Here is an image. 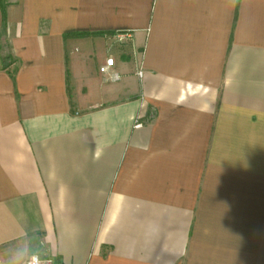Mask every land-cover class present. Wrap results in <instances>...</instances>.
I'll return each mask as SVG.
<instances>
[{"label":"crops","instance_id":"0c3cea01","mask_svg":"<svg viewBox=\"0 0 264 264\" xmlns=\"http://www.w3.org/2000/svg\"><path fill=\"white\" fill-rule=\"evenodd\" d=\"M5 3L0 263L264 264V0Z\"/></svg>","mask_w":264,"mask_h":264},{"label":"trees","instance_id":"16d2710c","mask_svg":"<svg viewBox=\"0 0 264 264\" xmlns=\"http://www.w3.org/2000/svg\"><path fill=\"white\" fill-rule=\"evenodd\" d=\"M2 14L4 18V29L0 31V67L2 71L7 72L13 80H15L16 75L19 70L20 62L15 59L11 54V47L6 35V10L7 5L5 0H0ZM69 36L75 37H86L91 36L89 34H74V35H66L65 38Z\"/></svg>","mask_w":264,"mask_h":264},{"label":"built area","instance_id":"2783aa9c","mask_svg":"<svg viewBox=\"0 0 264 264\" xmlns=\"http://www.w3.org/2000/svg\"><path fill=\"white\" fill-rule=\"evenodd\" d=\"M113 39L119 44H124L132 40V35L128 33L127 34H117L113 37ZM114 67H115V61L113 59L107 60L106 65L100 68V72L105 76H109L111 79L114 78V80H118L119 76L114 74V71H113ZM142 76H143V73H140V77ZM26 264H53V262L52 260H44L38 255H33L29 258Z\"/></svg>","mask_w":264,"mask_h":264}]
</instances>
